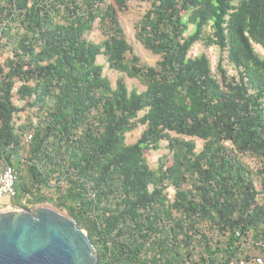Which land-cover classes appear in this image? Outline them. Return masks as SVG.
<instances>
[{
    "label": "trees",
    "instance_id": "trees-1",
    "mask_svg": "<svg viewBox=\"0 0 264 264\" xmlns=\"http://www.w3.org/2000/svg\"><path fill=\"white\" fill-rule=\"evenodd\" d=\"M131 1L151 4L137 39L156 66L121 24ZM97 21L99 43L88 38ZM197 43L219 48L216 71L205 53L189 56ZM254 44L264 48V0H0V170L15 169L12 207L66 211L99 264L264 255V57ZM100 56L146 90L124 76L114 87ZM162 141L169 153L152 168L145 152Z\"/></svg>",
    "mask_w": 264,
    "mask_h": 264
},
{
    "label": "water",
    "instance_id": "water-1",
    "mask_svg": "<svg viewBox=\"0 0 264 264\" xmlns=\"http://www.w3.org/2000/svg\"><path fill=\"white\" fill-rule=\"evenodd\" d=\"M0 264H99V255L75 218L44 203L0 210Z\"/></svg>",
    "mask_w": 264,
    "mask_h": 264
},
{
    "label": "rangeland",
    "instance_id": "rangeland-1",
    "mask_svg": "<svg viewBox=\"0 0 264 264\" xmlns=\"http://www.w3.org/2000/svg\"><path fill=\"white\" fill-rule=\"evenodd\" d=\"M129 6H130L129 11L120 15L121 16V18H120L121 24L125 30L128 42L133 47L134 53H136L141 58L143 63L148 64L150 66H156L157 62L161 59V57L154 55L150 51L145 49V47L137 39V24L139 23L141 18L144 16L145 12L151 8V4L140 3L137 1H131L129 3ZM98 27H99V22L97 21L96 28H95L94 32H92L90 35H88V38L90 40L95 41L97 43L102 42L104 40V38L101 35V32L99 31ZM193 29H194V27L191 26L189 33L192 32ZM255 47H256V51L261 56L264 57V49L261 46H255ZM203 53H205L210 58L212 70L216 71L217 64L220 61L221 55H223L220 52L219 48L218 47L207 48V47L203 46V44L197 43L191 49L189 56L194 58V57H197ZM6 58H7V55L0 57V66L4 64V62L6 61ZM97 63L104 65V67H105L104 68V75H106L110 79V81L114 87L116 86L117 80L120 77L124 76L129 90L137 89L140 92L146 90V88L143 85H141L138 80L131 79L127 75H122V74H119V73H116V72H113L112 70H110L109 64L106 62L104 57L100 56L97 60ZM225 66L228 70L229 75H236L237 74V71L234 69L233 66H231L228 63L227 59L225 61ZM20 85H21V83H17L15 86V90H17V88H19ZM23 105H24L23 103H20V106H23ZM28 113H29V109L24 110L18 114L16 119L18 120L19 117H21V119H22L21 122H23V120L28 116ZM143 130H144L143 127H140L137 130L133 131L132 133L128 134L127 142L129 144L136 143L137 140L140 138ZM173 135H175V134H173ZM187 139L190 140V138H187ZM194 140L197 143V151L198 152L201 151L203 148L204 142L198 138H194ZM167 147H168V142L162 141L161 142V149L159 151H146L145 152V157L147 158L148 163L150 164V166L152 168H157V166L159 165V160L163 156H165L166 154L169 153V150ZM244 160L248 164L253 163L252 159L249 157L245 158ZM168 192H169V197L173 198L174 194H175L174 189L169 188ZM2 203H3L4 207L6 208V207L11 206L12 200H10L9 198H4L2 200ZM11 208H13V207H11Z\"/></svg>",
    "mask_w": 264,
    "mask_h": 264
},
{
    "label": "built area",
    "instance_id": "built-area-1",
    "mask_svg": "<svg viewBox=\"0 0 264 264\" xmlns=\"http://www.w3.org/2000/svg\"><path fill=\"white\" fill-rule=\"evenodd\" d=\"M31 138V135L27 136V141ZM16 181L17 178L13 167L4 166L0 170V210L5 208L2 203L4 198L12 200L15 197ZM9 207H12V205ZM231 264H264V255L255 256L251 261L240 260L238 262H232Z\"/></svg>",
    "mask_w": 264,
    "mask_h": 264
},
{
    "label": "clouds",
    "instance_id": "clouds-1",
    "mask_svg": "<svg viewBox=\"0 0 264 264\" xmlns=\"http://www.w3.org/2000/svg\"><path fill=\"white\" fill-rule=\"evenodd\" d=\"M255 46H260V45H256V44H254V47H255ZM261 47H262V46H261ZM255 48H256V47H255ZM262 48H263V47H262ZM263 49H264V48H263Z\"/></svg>",
    "mask_w": 264,
    "mask_h": 264
}]
</instances>
